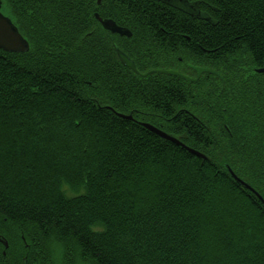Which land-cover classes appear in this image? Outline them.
Segmentation results:
<instances>
[{
	"label": "trees",
	"instance_id": "16d2710c",
	"mask_svg": "<svg viewBox=\"0 0 264 264\" xmlns=\"http://www.w3.org/2000/svg\"><path fill=\"white\" fill-rule=\"evenodd\" d=\"M1 1L29 50H0V264H264V0H191L207 21L145 0ZM95 16L155 20L159 56L122 66ZM188 66L220 79L140 75Z\"/></svg>",
	"mask_w": 264,
	"mask_h": 264
},
{
	"label": "water",
	"instance_id": "95a60500",
	"mask_svg": "<svg viewBox=\"0 0 264 264\" xmlns=\"http://www.w3.org/2000/svg\"><path fill=\"white\" fill-rule=\"evenodd\" d=\"M101 0H98L97 3L100 4ZM1 1H0V50L7 52V53H12V54H24L27 53L29 50V44L27 42V40L25 38H23L21 36V34L18 32L17 27L12 23V21L10 20V18L5 15L2 11V6H1ZM96 19L101 23L102 27L105 28L106 30L111 31L112 33H117L119 35H127L128 33L121 29L118 28L115 24V22H113L112 20H105L102 21L98 16H96ZM115 52L117 55V58L119 60V62L122 64V66L132 70L133 72H135L136 74L138 73L134 63L119 49L115 48ZM193 70L196 72V78L195 79H190L186 76H183L181 74H179L178 72L175 71H171V70H158V71H154L157 73H161V74H166V75H170V76H178L183 78L184 80L194 83L195 81H197V79L202 75V74H212L215 76H218L216 72H214L213 70L210 69H205V68H199V67H195L193 68ZM258 74H261L259 70L256 71ZM148 75L147 74H143L141 75L142 77H146ZM117 116L119 118L122 119H127V120H132L131 116H124V115H120L117 114ZM140 125L148 130L149 132L155 134L156 136H158L159 138L163 139L164 141H168L172 144H175L177 146L182 147L183 149H185L187 152H189L190 154L202 159L203 161L207 160V157L195 150H192L188 147H186L185 145H183V143H181V141L173 136L170 135L168 133H165L149 124H145V123H140ZM229 173L231 174V176L233 177V179L243 188L249 190L250 192H252L253 194H255L253 192V190H251L246 184H244L243 182H241L239 179H237L232 172L230 171V169H228ZM256 195V194H255ZM258 199L261 201V203L264 205V201L257 196ZM4 247L7 248V243L6 242H2Z\"/></svg>",
	"mask_w": 264,
	"mask_h": 264
},
{
	"label": "flooded vegetation",
	"instance_id": "af4514ba",
	"mask_svg": "<svg viewBox=\"0 0 264 264\" xmlns=\"http://www.w3.org/2000/svg\"><path fill=\"white\" fill-rule=\"evenodd\" d=\"M145 1L151 2L152 6H154L156 8H161L163 6L164 8H167L170 10L179 11L181 13L188 14L193 19L206 20V17H204L202 11L200 10V5L198 2H193L191 0H145ZM1 4H2V1H1ZM156 4H159L161 6H159V5L156 6ZM1 6H3V5H1ZM98 23L101 25V23L99 21H98ZM120 23L128 25V26L139 27V28H134V29H127L126 26L117 25L115 23L118 28H121L128 33L127 35H122V36L117 34V33H112L111 31L106 30L104 28V30L107 31L108 34L118 35V36L122 37V44L127 46L125 48V51H128V54L124 53V52L123 53L129 59L131 58V59L143 61L145 59L156 57L157 55L159 56L158 49H159V45H161L163 42V35L159 36L157 34V31L158 32L163 31L164 33H165V31H164V29L163 30L159 29L160 24H158V22H156L155 20H151V21H130L129 20V21H121ZM132 32H136L139 34L141 44H143V48H139V47L135 48L137 45V41L136 40H128L129 37H131ZM186 39L188 42L190 41L189 38H186ZM174 49L178 50L179 48L175 47ZM179 52L183 53L182 50H180ZM207 53L208 52L206 50H203L204 55H207ZM177 59L181 60V57H178ZM179 62H181V61H179ZM188 68L190 69L191 72L193 71L195 73L193 76H189L186 74L183 75L179 72L178 73L183 75V76H186L190 79H195L196 78V72L193 70V68H195V67L194 66H188ZM199 68H201V67H199ZM205 69H207V68H205ZM181 70H184V69H181ZM257 70H259V68L254 69V72L257 73L256 72ZM154 71H158V70L145 71L144 74H147V73L149 74V73L154 72ZM175 72H177V71H175ZM140 75H143V74H140ZM210 75H212V74H210ZM217 75L218 76H216V77H218L220 79L218 73H217ZM213 76H215V75H213ZM189 83H191V82H189Z\"/></svg>",
	"mask_w": 264,
	"mask_h": 264
},
{
	"label": "snow or ice",
	"instance_id": "6c2138e0",
	"mask_svg": "<svg viewBox=\"0 0 264 264\" xmlns=\"http://www.w3.org/2000/svg\"><path fill=\"white\" fill-rule=\"evenodd\" d=\"M104 3H105V0H102V2H101L100 4L103 5ZM88 35H89V36H93V35H95V32H91V33H89ZM259 71H260V73H261L262 75H264V65L261 66V68L259 69Z\"/></svg>",
	"mask_w": 264,
	"mask_h": 264
},
{
	"label": "rangeland",
	"instance_id": "374dc122",
	"mask_svg": "<svg viewBox=\"0 0 264 264\" xmlns=\"http://www.w3.org/2000/svg\"><path fill=\"white\" fill-rule=\"evenodd\" d=\"M98 1V0H97ZM98 4V3H97ZM99 5V4H98ZM96 17V16H95ZM101 19V18H100ZM102 20V19H101ZM103 21V20H102ZM116 47H114V50H115ZM118 49V48H117Z\"/></svg>",
	"mask_w": 264,
	"mask_h": 264
},
{
	"label": "clouds",
	"instance_id": "9594fccd",
	"mask_svg": "<svg viewBox=\"0 0 264 264\" xmlns=\"http://www.w3.org/2000/svg\"><path fill=\"white\" fill-rule=\"evenodd\" d=\"M53 247H55V244H53Z\"/></svg>",
	"mask_w": 264,
	"mask_h": 264
}]
</instances>
